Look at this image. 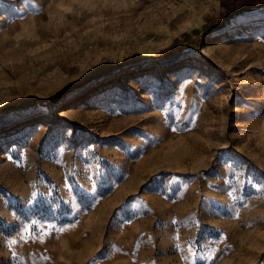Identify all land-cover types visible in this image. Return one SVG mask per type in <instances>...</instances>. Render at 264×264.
<instances>
[{
	"label": "rangeland",
	"instance_id": "374dc122",
	"mask_svg": "<svg viewBox=\"0 0 264 264\" xmlns=\"http://www.w3.org/2000/svg\"><path fill=\"white\" fill-rule=\"evenodd\" d=\"M221 0H0V264H264V17Z\"/></svg>",
	"mask_w": 264,
	"mask_h": 264
},
{
	"label": "trees",
	"instance_id": "16d2710c",
	"mask_svg": "<svg viewBox=\"0 0 264 264\" xmlns=\"http://www.w3.org/2000/svg\"><path fill=\"white\" fill-rule=\"evenodd\" d=\"M223 11L218 19L222 28L241 18L264 17V0H221Z\"/></svg>",
	"mask_w": 264,
	"mask_h": 264
},
{
	"label": "snow or ice",
	"instance_id": "6c2138e0",
	"mask_svg": "<svg viewBox=\"0 0 264 264\" xmlns=\"http://www.w3.org/2000/svg\"><path fill=\"white\" fill-rule=\"evenodd\" d=\"M33 3H35V0H32Z\"/></svg>",
	"mask_w": 264,
	"mask_h": 264
}]
</instances>
